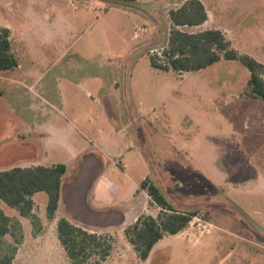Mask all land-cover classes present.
Listing matches in <instances>:
<instances>
[{"label": "rangeland", "instance_id": "rangeland-1", "mask_svg": "<svg viewBox=\"0 0 264 264\" xmlns=\"http://www.w3.org/2000/svg\"><path fill=\"white\" fill-rule=\"evenodd\" d=\"M217 1L208 28L264 64V0ZM163 3L0 0V26L11 30L19 63L0 72V169L62 163L63 182L74 183L83 157L95 156L112 191L105 202L92 192L89 205L128 216L91 227L61 201L50 217L45 193L33 197L29 216L3 204L13 227L0 258L78 264L58 237L67 217L110 247L105 260L96 250L82 264H264V102L243 95L250 71L240 61L195 72L153 67L150 55L167 64L173 6L162 13ZM146 180L178 211L200 214L144 261L125 229L162 211Z\"/></svg>", "mask_w": 264, "mask_h": 264}, {"label": "trees", "instance_id": "trees-1", "mask_svg": "<svg viewBox=\"0 0 264 264\" xmlns=\"http://www.w3.org/2000/svg\"><path fill=\"white\" fill-rule=\"evenodd\" d=\"M136 2L138 0H124ZM172 30L168 46L163 50L167 64L150 55L153 67L162 70L173 69L176 72H195L207 68L222 59L240 61L250 71L248 89L243 93L246 98L264 102V64L249 55L240 54L230 39L219 29H207L199 32H186L181 27H197L208 20V12L200 0H187L182 6L169 11ZM11 30L0 26V72L19 66L11 40ZM4 92L0 89V96ZM67 166L59 163L52 166H14L0 169V240L12 229V221L3 204L19 210L21 215L29 216L32 212L33 197L45 193L48 198L47 211L52 217L61 203V189ZM142 187L153 202L161 207L157 217L140 216L136 222L125 229L126 236L146 261L154 246L166 234L177 235L185 230L200 211L180 212L171 205L167 197L154 184L142 182ZM58 237L68 256L78 264L86 262L93 251H98L105 260L110 255V247L104 245L105 239L96 233L76 226L70 218L63 217L57 224ZM99 249V250H98ZM13 255L0 258V264H11Z\"/></svg>", "mask_w": 264, "mask_h": 264}, {"label": "water", "instance_id": "water-1", "mask_svg": "<svg viewBox=\"0 0 264 264\" xmlns=\"http://www.w3.org/2000/svg\"><path fill=\"white\" fill-rule=\"evenodd\" d=\"M101 168V162L97 157L85 155L75 182L63 183L61 201L73 221L98 228L123 225L128 220L126 212L115 209L97 210L89 205V197Z\"/></svg>", "mask_w": 264, "mask_h": 264}, {"label": "crops", "instance_id": "crops-1", "mask_svg": "<svg viewBox=\"0 0 264 264\" xmlns=\"http://www.w3.org/2000/svg\"><path fill=\"white\" fill-rule=\"evenodd\" d=\"M146 1L147 0H138L135 3L137 5H144L146 3ZM165 1H166V3H163L164 7H162V13L169 6H173L172 9L179 8L187 0H165ZM200 1L204 4V6L206 7L207 12H208V20L203 25L197 26V28L200 29L199 31H203V30L211 29V28H208V26H207L209 21H210V9L208 6L209 5H216L218 3V1L217 0H200ZM214 29H217V28H214ZM223 33L225 34V32H223ZM103 175H102V171H101L100 175L97 177V179L94 182L91 194H92V192H94L97 199H99L102 202H105L110 197V194L112 191V182L105 175L104 176Z\"/></svg>", "mask_w": 264, "mask_h": 264}]
</instances>
